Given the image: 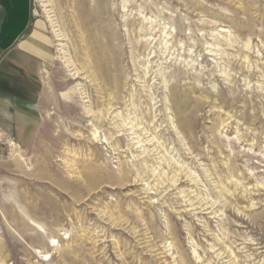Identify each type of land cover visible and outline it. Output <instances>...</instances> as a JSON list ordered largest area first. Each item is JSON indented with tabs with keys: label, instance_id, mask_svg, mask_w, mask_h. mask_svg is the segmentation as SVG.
Listing matches in <instances>:
<instances>
[{
	"label": "rangeland",
	"instance_id": "rangeland-1",
	"mask_svg": "<svg viewBox=\"0 0 264 264\" xmlns=\"http://www.w3.org/2000/svg\"><path fill=\"white\" fill-rule=\"evenodd\" d=\"M30 1L51 56L31 94L0 62V264H264V0H99L100 49L81 0Z\"/></svg>",
	"mask_w": 264,
	"mask_h": 264
},
{
	"label": "crops",
	"instance_id": "crops-1",
	"mask_svg": "<svg viewBox=\"0 0 264 264\" xmlns=\"http://www.w3.org/2000/svg\"><path fill=\"white\" fill-rule=\"evenodd\" d=\"M31 27L30 0H0V62L9 61L19 77L16 88L23 83L29 94L37 91L38 75L51 56L46 31ZM5 104L18 106L0 95V110Z\"/></svg>",
	"mask_w": 264,
	"mask_h": 264
},
{
	"label": "bare ground",
	"instance_id": "bare-ground-1",
	"mask_svg": "<svg viewBox=\"0 0 264 264\" xmlns=\"http://www.w3.org/2000/svg\"><path fill=\"white\" fill-rule=\"evenodd\" d=\"M79 1V0H78ZM80 16H81V20H82V25H84V28L88 29V31L90 32L92 38L94 39L95 43L97 44V47L102 48V44L100 42V38L102 36V34H104L105 29L103 27V16H102V7H101V2H99V0H97L96 2V6H95V10L93 9H89L86 2H84V0H81L80 2ZM79 7V6H77ZM78 11V10H77ZM75 14V13H74ZM79 16V17H80ZM77 18V16H76ZM79 19V18H78ZM92 23H94L93 28L91 27ZM105 26V24H104ZM114 27V26H113ZM83 28V27H82ZM106 28V27H105ZM115 28V27H114ZM111 31V28H109ZM114 37V36H113ZM102 40V39H101ZM92 41V42H94ZM104 42V41H103ZM102 42V43H103ZM105 45V44H103ZM105 47V46H104ZM99 48V49H100ZM104 50V49H103ZM102 50V51H103ZM106 50V47H105ZM104 53L105 52H101L98 55V58L101 60V57H104ZM106 56V55H105ZM102 65V64H101ZM106 66V65H104ZM103 67V66H102ZM106 69V68H105ZM108 71V70H107ZM46 256V255H45ZM49 257V256H48Z\"/></svg>",
	"mask_w": 264,
	"mask_h": 264
}]
</instances>
